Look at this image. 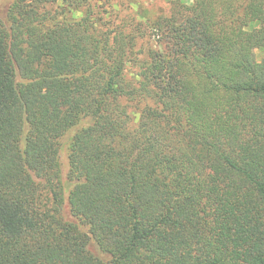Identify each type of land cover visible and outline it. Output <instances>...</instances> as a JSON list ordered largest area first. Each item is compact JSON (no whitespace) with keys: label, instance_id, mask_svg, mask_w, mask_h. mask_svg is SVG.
<instances>
[{"label":"trees","instance_id":"1","mask_svg":"<svg viewBox=\"0 0 264 264\" xmlns=\"http://www.w3.org/2000/svg\"><path fill=\"white\" fill-rule=\"evenodd\" d=\"M136 1L0 13V264H264V0Z\"/></svg>","mask_w":264,"mask_h":264},{"label":"rangeland","instance_id":"2","mask_svg":"<svg viewBox=\"0 0 264 264\" xmlns=\"http://www.w3.org/2000/svg\"><path fill=\"white\" fill-rule=\"evenodd\" d=\"M168 0H154L152 2H146V0H137V2H139L136 5H133V9H137L140 7L141 9L145 6L148 8H151L153 11H158L159 12H163L165 13L168 9V4H167ZM8 0H0V13L3 12V9L5 8L6 4H7ZM144 9V8H143ZM154 13L152 12L151 14H149L147 17H154ZM256 56L257 59H260V52H256Z\"/></svg>","mask_w":264,"mask_h":264}]
</instances>
